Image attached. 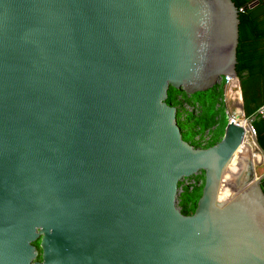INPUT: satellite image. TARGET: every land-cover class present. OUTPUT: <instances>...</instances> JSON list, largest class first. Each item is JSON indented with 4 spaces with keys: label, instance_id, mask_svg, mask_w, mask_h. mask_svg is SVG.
Here are the masks:
<instances>
[{
    "label": "water",
    "instance_id": "95a60500",
    "mask_svg": "<svg viewBox=\"0 0 264 264\" xmlns=\"http://www.w3.org/2000/svg\"><path fill=\"white\" fill-rule=\"evenodd\" d=\"M238 25L231 0H0V264H264L246 129L196 148L166 103L237 79Z\"/></svg>",
    "mask_w": 264,
    "mask_h": 264
},
{
    "label": "trees",
    "instance_id": "16d2710c",
    "mask_svg": "<svg viewBox=\"0 0 264 264\" xmlns=\"http://www.w3.org/2000/svg\"><path fill=\"white\" fill-rule=\"evenodd\" d=\"M238 10V45L236 55L237 79L241 82L242 110L245 118L251 120V125L255 129V138L264 153V117L258 113L264 105V0H231ZM258 1L253 8L249 5ZM197 103L192 104L193 111L186 114L184 121L180 120L182 105H190L189 99L181 90L173 88L168 89L166 103L178 107L177 121L183 133L181 124L186 123L188 129H191L196 136H204L205 132L215 131L217 129V116L207 113V108L212 106L215 112L223 109V91L218 85L206 92ZM223 135V133H222ZM211 137L204 148L217 143ZM184 139V138H183ZM249 143V142H248ZM194 147L202 148L199 144ZM256 163H261L262 157L255 152ZM202 185L193 189L191 192L187 189L180 195L178 206L183 215H190L196 208L197 198L201 195ZM198 195V196H197ZM194 197V198H193Z\"/></svg>",
    "mask_w": 264,
    "mask_h": 264
},
{
    "label": "built area",
    "instance_id": "2783aa9c",
    "mask_svg": "<svg viewBox=\"0 0 264 264\" xmlns=\"http://www.w3.org/2000/svg\"><path fill=\"white\" fill-rule=\"evenodd\" d=\"M219 86L222 88L223 91V106L225 104V112L227 115V121L229 123H233L235 125H239L242 127H246V131H245V138L246 140L249 142V140H251L253 137H255L256 133H255V129L251 126H246L247 121H249L251 123V120L245 118L243 110H242V100L239 101L236 99H232L230 96V92L231 90H235V91H239L240 87H239V83H238V79H233L230 77H224L220 80V84ZM228 104H230V108L229 106H227ZM233 107L237 110L238 114H233ZM229 108V109H228ZM193 111V107L187 104H183L182 105V111L181 115H180V120L184 121L186 118V114L188 112H192ZM259 115L261 117H264V105L259 109L258 111ZM209 131L205 132L204 136L200 137V136H196L195 137V143L199 144L200 147L204 148V146L206 145V143L209 141ZM201 174H198L194 177L188 178V179H183L181 182H179L178 184V194H177V205L179 203V198L180 195L182 193H184V191L187 189L188 191H192L193 189L200 187L202 185V179L198 178V176L200 177ZM179 207V206H178Z\"/></svg>",
    "mask_w": 264,
    "mask_h": 264
},
{
    "label": "rangeland",
    "instance_id": "374dc122",
    "mask_svg": "<svg viewBox=\"0 0 264 264\" xmlns=\"http://www.w3.org/2000/svg\"><path fill=\"white\" fill-rule=\"evenodd\" d=\"M202 95H203V93H201V92L200 93H195L193 95L185 94V96L189 99L190 106H192V104H194V103H197L200 100ZM227 106H229V108L231 107L230 104H228ZM225 108H226L225 104L223 106V109H218L217 112H215V108L212 107V106L207 108V113L208 114L218 115L217 116V126L218 127H217V129L215 131H213V132L211 131L209 133V138L211 137L212 140L215 139V141H216L218 138H220L222 133H224L225 126H226V124L228 122L227 121V115H226V112H225V110H226ZM232 111H233V114H238L237 110L234 107H233ZM181 126H182L181 128L183 130L182 137L184 138V140L186 142H189L192 145H195L196 143H195L194 133H193V131L191 129H188L189 127L187 125V122L181 124ZM249 142H250V140H249ZM197 200H198V198H197Z\"/></svg>",
    "mask_w": 264,
    "mask_h": 264
},
{
    "label": "crops",
    "instance_id": "0c3cea01",
    "mask_svg": "<svg viewBox=\"0 0 264 264\" xmlns=\"http://www.w3.org/2000/svg\"><path fill=\"white\" fill-rule=\"evenodd\" d=\"M230 96L234 100H236V99L238 101H239V99H240V101L242 100V98H241V91L240 90L239 91H235L234 89L231 90ZM241 104H242V102H241ZM249 145L252 146L253 150L262 157V155L260 154V152L258 151V149L256 148V146L254 145L252 139L250 140ZM250 150H251V152H250ZM250 153H252V149L251 148H249V151L243 157H248V155L250 156ZM262 159H263V157H262ZM258 165L260 167L257 169V172H258L259 175H261L264 172V160H261V163H259Z\"/></svg>",
    "mask_w": 264,
    "mask_h": 264
},
{
    "label": "bare ground",
    "instance_id": "6f19581e",
    "mask_svg": "<svg viewBox=\"0 0 264 264\" xmlns=\"http://www.w3.org/2000/svg\"><path fill=\"white\" fill-rule=\"evenodd\" d=\"M243 100V99H242ZM245 129H247L245 127ZM249 148L252 149V154L254 155L253 157V160H254V163H256V155H255V151L253 150L252 146L249 145L248 141L246 140V138H244V142H243V145L242 147L238 150L240 155L243 156L245 155L248 151H249ZM251 151V150H250ZM257 164V163H256Z\"/></svg>",
    "mask_w": 264,
    "mask_h": 264
},
{
    "label": "flooded vegetation",
    "instance_id": "af4514ba",
    "mask_svg": "<svg viewBox=\"0 0 264 264\" xmlns=\"http://www.w3.org/2000/svg\"><path fill=\"white\" fill-rule=\"evenodd\" d=\"M34 245H35V247H36V249H37V251L39 252V256H38V260L40 261L41 260V258H40V250H39V241H36L35 243H34Z\"/></svg>",
    "mask_w": 264,
    "mask_h": 264
}]
</instances>
